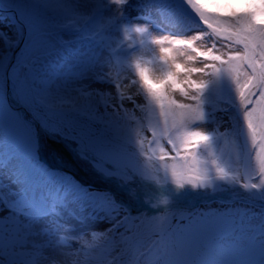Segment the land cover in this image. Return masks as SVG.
Instances as JSON below:
<instances>
[{"label":"snow or ice","instance_id":"obj_1","mask_svg":"<svg viewBox=\"0 0 264 264\" xmlns=\"http://www.w3.org/2000/svg\"><path fill=\"white\" fill-rule=\"evenodd\" d=\"M186 3L210 30L211 46L203 50L196 46L195 41L202 36L177 40L174 34L162 35L151 41L159 47V66L152 68L140 61L131 63L137 47L130 42L125 44L127 37L122 36L129 31L124 25L143 24L134 28L142 36L161 30L159 25L164 20L153 22L159 13L148 18L150 9L145 0H57L55 4L51 0H0V10L11 13L7 18L22 25L17 32L20 39L16 41H12L7 32L0 31V40L9 44L7 53L0 51L3 91L0 124L7 111L10 120L28 127L19 111L12 110L11 103L29 114L34 107L64 115L75 114L83 121L78 135L87 146L97 153L112 156L109 163L113 170L105 169L106 174L124 182H132L134 178L146 182L145 175L122 155V148L135 151L136 145L142 146L144 141L137 139L131 129L123 135L122 124L129 109L135 113L143 111L145 105H153L159 111V120L149 144L166 141L171 158L183 152L182 158L188 161L186 172L172 171V179L180 189L173 190V200L189 194L199 195L196 190L206 188L210 173L201 169L197 151L210 148L213 136L205 131L187 130L205 125L201 122L205 120L203 103L208 84L192 77L194 73L202 75L211 71L217 79L227 77L235 88L240 123L231 117L229 122L238 139L243 136V125H246L252 147L257 149L258 161V169H253L258 171V182L244 183L242 188L250 200H259L264 206V159H260V152H264V147L260 146L264 145V0H251L252 10L228 16L208 12L196 0H186ZM152 7L162 11L166 5L153 3ZM57 15H70L71 19L56 25L54 31L50 21ZM63 31H71L73 38L64 39L60 35ZM176 46L190 50L188 61L199 59L203 66L193 68L184 62L183 71L179 70L185 53L173 54ZM68 50L72 54L69 74L75 77L74 91L86 100L104 101L107 96L110 104L97 103L89 105L88 111H80L64 100L62 93L69 85L66 82L54 85L50 70L64 68ZM54 57L59 59L54 60ZM124 59L130 61L129 67L134 68V72L129 71L124 78L117 72L114 78L113 71L123 67ZM145 73L159 85L158 88L145 80ZM96 85L101 87H94ZM120 89H126L128 95ZM177 95L186 102H178L174 98ZM216 130L207 129L208 132ZM164 152L165 148L161 147V160L166 158ZM5 170L7 183L2 178ZM46 184L47 178L29 173L23 156L9 146L7 135H0V206L8 209L6 214L0 215V264H16L18 260H24L26 264H41L42 260L46 264H62L46 250L64 255L62 247L69 237L72 239L68 247L73 241L77 244L71 255L79 256L86 248L80 244L85 234L67 235L71 226H65V232L54 241L49 237L55 229L40 224L43 215L57 214V203L66 206L70 198L75 200L84 193L60 187L53 190ZM185 185H190V189ZM5 189L14 199L5 195ZM43 197L52 201L49 213L35 215L27 211L30 204ZM94 199V211L89 212L88 218L107 219L111 226L104 231L89 230L87 234L101 240L108 238L115 245L112 251L117 257L121 256L122 250L129 251L134 246L139 256L132 264H140L147 255L152 256L150 264H264V213L260 214L258 225L250 220L225 227L213 213L177 211L170 214L171 219L166 225L160 224L154 231L138 234L126 224L131 213L113 197L105 193L96 194ZM81 210L87 211V206H82ZM155 219L137 217L135 224L142 226ZM109 264H117V259H111Z\"/></svg>","mask_w":264,"mask_h":264},{"label":"rangeland","instance_id":"obj_2","mask_svg":"<svg viewBox=\"0 0 264 264\" xmlns=\"http://www.w3.org/2000/svg\"><path fill=\"white\" fill-rule=\"evenodd\" d=\"M56 2L57 0H51V3L53 4H55ZM196 2L199 3L204 10L211 13H218L221 16H228L237 12L249 11L253 8L251 0H196ZM145 3L148 4L150 9V15L148 18L152 19L154 16H156L157 13H159V16L154 19L153 22L158 23L159 19H163L164 23L159 25L161 29L160 31H150V33L144 36H142L141 34H137L134 31V28L136 26H123L129 28V31L127 33H122V36L127 37V39L124 40V43L128 44L130 42L134 47H137V51L131 57V63L140 61L148 67H158L159 47L153 44L151 41L154 38H159L162 35L173 36L174 34V38L177 40H186L193 35L202 36L200 40L195 41L196 46L201 50L211 46V42L208 40V33L210 32V30L207 29V26L199 20L198 15L194 13V10H192L190 5L186 3V0H145ZM153 3H162L166 5V7H164V9L161 11L159 8H153ZM132 15L133 17H135L136 13L133 12ZM7 17V14H3L0 12V31L7 32L12 41H16L20 39V37L17 35L16 27L19 26L21 29L22 25H16L15 22L11 21ZM70 19V15H57L53 17L50 23L53 25V29L55 31L56 25L67 23ZM60 35L63 36L64 39L73 38L71 31H63L60 33ZM142 40L143 43H141ZM22 47L23 44L21 48ZM73 47H81V45H73ZM0 51H3L5 53L9 51V44L4 40H0ZM181 52H184L185 55L183 57V61L181 62L179 70L183 71L182 65L184 62H187V65L193 68H199L203 66L200 63L199 59H197L196 61H188V56L191 55L190 50H185L183 48H180L179 46L174 47L173 54L179 56ZM53 59L58 60L59 57H54ZM71 63L72 54L71 50H68L64 68L62 70H50L52 72L54 85L64 82L69 85L67 90L62 93L64 100L69 103H73L75 107L80 111H88L89 105L95 106L97 103L103 104L104 102H107L110 104L111 100L107 96L105 97L104 101H99L96 98L86 100L84 97L80 96L74 91L73 82L75 81V77L69 74V66L71 65ZM129 64L130 61L128 59H124L123 67L113 71V77L116 78L117 72L120 73L121 78L126 77L129 71L134 72V68H130ZM57 76L60 77L59 80L56 79ZM65 77H67L66 81ZM192 78L196 81H204L208 84V89L205 93L203 103L205 120L201 123L206 124L207 119H217L216 117L223 118L227 122V127H225V130H222L220 126L213 134L208 132L204 127H202L200 130L205 131L206 134L213 136V141L210 148H201L197 151V159L202 162L200 166L201 169L210 173V179L206 181L207 186L205 189H211L214 194L216 192L219 193L221 190L234 189L237 192L248 196L247 192L242 188V185L244 183L258 182V171H253V169H258V161L256 159L257 149H254L252 147V141L248 136L246 125H243V136L238 139L235 130L231 127V122H229V118L231 117L232 120L237 124L240 123L237 108L238 101L236 100L235 96V88L227 77L217 79L215 74L211 71L206 72L202 75H197L194 73ZM145 80L154 88L159 87V85L154 84L150 80L147 73H145ZM94 87L98 88L101 86L96 85ZM176 87L179 88L180 85H176ZM120 91L123 92L125 96L128 95L126 89H120ZM2 98L3 91L2 86H0V102H2ZM174 98H176L178 102H186L183 101V99L179 97V95ZM11 108L13 111H19L16 108ZM226 108L227 111H224V109ZM68 116L78 121V125L80 126L83 123L82 119L75 114ZM158 120L159 111L158 109H155L153 105H145L143 111H138L135 113L131 109H129L126 116L124 117V122L122 124V134L126 136L128 130L131 129L137 139H142L144 141L146 147V150L142 152L140 149V144H137L136 150L134 151L136 155L143 156L150 168H153L155 171H159L167 177L172 178L173 170L181 173L187 171L188 161L182 158L185 155L183 152H181L179 156L171 158V156L169 155L170 146L168 145H166L164 152L166 158L164 160H161L160 157L162 153H158L155 151L153 147L154 144H149V142L153 139L152 131L155 128ZM78 125H71V130H67L64 132V134H61L62 137L70 138V135H76L77 137L81 138L78 135V132L80 130V126ZM59 127L64 128V126L60 125ZM50 131L54 132V130L51 129ZM0 135H7L9 146L23 156L26 162V167L30 174H37L47 178L46 187L53 190H55L57 187H60L62 190L70 188L76 192L84 193V195L79 196L75 200H72L70 198L67 203V205L72 206V209L76 213L82 214V216L78 218V221L81 224L80 235L85 234L86 236L89 230L95 229L96 227L97 229L99 227L104 231L106 228H109L111 226L110 222L107 219H104L105 221L99 223L100 219L92 220L88 218L89 212L94 211L95 195L105 193L113 197L116 202L122 206V208L131 213L126 224L128 227L136 229L139 234L140 225L135 224V220L137 217H143L144 212L143 210H134L133 207L125 206L118 201L117 189L115 190L109 184L114 183L113 186H120L122 180L117 176H110L105 172V169H108L106 168L107 164L113 167L112 163H109V160L112 159V156L110 154L104 155L105 157L102 156V158L105 159L108 163H104L102 159L100 163H95L93 168H91V165L88 164L89 160L87 159V156L85 157V167H82L85 171L84 174H87L89 177L101 178L104 180L108 178L110 180L106 183L104 181L88 182L79 175L78 171H75L72 168L69 169L68 167L54 164L53 162H49L47 159V151H44L36 143L29 129L27 127L17 125L14 121L10 120L8 118L7 111H5L3 123L0 124ZM257 143L260 144V141L258 140ZM70 146L66 147V150L69 152L73 150L78 154V150H84L78 145ZM260 146L264 147V145ZM260 159H264V152H260ZM108 170L113 169L109 168ZM6 171L7 170H5V174L2 177L5 183H7ZM250 173L251 176L249 175ZM222 176L224 177L223 179L220 178ZM7 192L8 191L5 189L6 196ZM8 195L10 196L9 193ZM194 196L196 195L193 194V198ZM44 198L46 202L52 203L49 197ZM216 203H218V205L220 204V202ZM257 204L260 205V203ZM199 205L202 206L201 209L197 207L198 205L190 208H187V206L183 205L162 206L159 209H156L151 214L149 220H151L153 217H155L156 219L152 223H147L145 229L141 233L147 234L150 231L156 230L160 224L166 225L171 219L170 214L177 211H183L185 213H213L215 214V218L225 227L230 224L239 223L241 221H243L244 223H248L250 220L252 223L258 225L261 219L260 214L264 213V208L253 206V204L247 202V200H242L239 202L236 200L230 202L229 205H226L224 207V210L219 208L217 213L212 211L213 208L211 202H202ZM52 206L53 204L51 205V208ZM82 206H87V211H81L80 208H82ZM4 209L8 211V209ZM45 210H47V213L50 212V210L48 209ZM100 215L102 216V214ZM47 216L54 219V221H45L43 225H50L55 229L54 232L50 233L51 236L49 237L55 241V238L61 235L62 232H64V223H62V221L58 224L55 222L59 217L58 211L57 214L45 215V217ZM112 223H114V221ZM46 238L47 237H40V239ZM84 245H86V248L79 255L83 264H109V261L111 259H117V264H132V262L136 260L137 256H139V251H137L134 246H131V249L129 251L122 250L121 256L117 257L116 253L112 251L115 245L110 240H108V238L101 240L98 237L93 238L92 236L89 241L84 243ZM46 251L50 256H56V258L58 259V253L52 252L51 250ZM151 259V255L144 256L140 260V264H150ZM16 264H26V261L18 260ZM41 264H46V261L42 260Z\"/></svg>","mask_w":264,"mask_h":264},{"label":"bare ground","instance_id":"obj_3","mask_svg":"<svg viewBox=\"0 0 264 264\" xmlns=\"http://www.w3.org/2000/svg\"><path fill=\"white\" fill-rule=\"evenodd\" d=\"M152 18V17H150ZM133 27L136 26H144L143 24H132ZM17 32L20 30V27H16ZM2 86V84H0ZM11 107L16 108L20 111V115L23 116L24 120L26 121L28 125V129L31 132L33 139L36 141V143L44 150L47 151V159L49 162H53L54 164H58L60 166L68 167L69 169H74L75 171L79 172V175L88 182H97V181H104L109 182L110 180L108 178L101 179V178H94L89 177L87 174H84L85 171L82 167H85V157L87 156L88 164L91 165V168H93L95 163H100L102 161V156L108 155V153H97L94 150H91L87 144L83 141L82 138L77 137L76 135H70V138H64L61 134H64L65 131H70V126L73 124L78 125V121L70 118L68 115L61 114L56 111H50L47 109H41L39 107H34L32 110V113L29 114L27 111H24L23 109H20L17 104H11ZM217 119H207L206 124L202 127H205V129L211 130V129H218V127L221 126L222 130H225V127H227V122L223 118L216 117ZM226 122V123H224ZM58 124V125H56ZM60 126H64V128H60ZM80 126V125H78ZM201 127V128H202ZM201 128H190L187 129L189 131L192 130H201ZM54 130V132L50 131ZM73 131V130H72ZM217 131V130H216ZM211 134L215 132H210ZM72 139V140H69ZM142 140V139H139ZM74 146L78 145L84 150H78L77 152H74L73 150L71 152L66 150V147L68 146ZM141 146V145H140ZM71 147V146H70ZM154 149L156 152H161V147H166L165 141L158 142L154 144ZM181 147H183L181 145ZM141 151L144 152L146 150L145 144L141 146ZM122 155L125 161L128 163L133 164L138 170H140L146 178V182L142 181L139 178H134L132 182H124L122 181L120 186H113L114 183H111V185L115 190L117 189L118 195V201L128 207H133L134 210H143L144 215L143 217H147L150 219L151 214L156 210L159 209L162 206L165 205H183V206H190L195 207L197 206L199 209H201V205H199V201L201 200H209L212 203V211L217 213L218 209H225L224 207L226 205H229L230 202L236 201V200H247L249 201V197L246 195H243L239 192H237L234 189H226L221 190L219 193H215L211 189H205V190H196L199 192V195L194 196L193 194H189L187 197H176L173 200L172 192L173 190L180 191V189L177 188L175 182L172 178L167 177L166 175L160 173L159 171H155L153 168H150V166L147 164L146 159L143 156H137L134 151L131 149H128L126 147L122 148ZM105 157V156H104ZM104 163H108L105 159H103ZM106 168H112L111 165L106 166ZM4 176V175H3ZM96 180V181H95ZM185 188L190 189L189 185H185ZM7 196L8 192L6 193ZM217 195V196H216ZM192 197V198H191ZM219 197L220 199L217 201H220L218 203H214V200ZM10 199H13V197L9 196ZM225 202V203H224ZM253 204V206H257V203L260 201L258 200H250ZM214 203V204H213ZM261 203V202H260ZM52 203H48L45 201V198H41L37 200L35 203L30 204L28 206V209L31 212H34L35 209H48L51 207ZM152 205H156V207H153ZM57 211L59 213V217L56 219V223H60L62 221L63 227L65 229V226H71V230L67 232V235L70 236H79L80 235V228L81 224L79 223V217L82 216V214L76 213L72 206L66 205L61 206L59 203L56 205ZM81 209V208H80ZM82 211V210H81ZM7 211L4 209V207L0 206V215L6 214ZM103 215V213H100ZM217 217V216H216ZM45 221H54L51 217H43V219L40 221V224L43 225ZM105 221L104 219H100L99 223ZM147 223L140 226L139 233L143 232L145 229ZM96 227V225H95ZM95 231H103L101 228L97 227L95 229H92ZM65 232V230H64ZM92 237L91 234L84 235L83 238L80 240V244H84ZM72 238L69 237V240ZM69 240L64 241V246L62 247V251L65 253L64 255H59L58 259L62 261V264H83L80 256H73L71 255V252L73 249L77 247V244L73 241L71 243V247H68ZM95 261V260H94ZM93 264V263H92Z\"/></svg>","mask_w":264,"mask_h":264},{"label":"water","instance_id":"obj_4","mask_svg":"<svg viewBox=\"0 0 264 264\" xmlns=\"http://www.w3.org/2000/svg\"><path fill=\"white\" fill-rule=\"evenodd\" d=\"M0 12L1 13H3V14H7L8 15V17L11 15V13L9 12V11H2V10H0ZM11 21H13V20H11ZM13 22H15V24L16 25H21L20 23H18V22H16V21H13ZM22 44H23V42L21 41V45H20V47L22 46ZM17 51H19V50H17ZM220 198L219 197H217V199H215L214 200V202H216L217 200H219ZM238 202L239 201H241V200H237ZM250 201V200H249ZM249 201H247V202H249ZM202 202H210L209 200H201V201H199V203L201 204ZM251 203V202H250ZM260 203V202H259ZM256 207H258V208H264V206H262L261 205V203H260V205L259 204H257V206ZM187 208H190V206L188 207L187 206Z\"/></svg>","mask_w":264,"mask_h":264}]
</instances>
